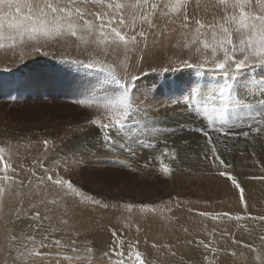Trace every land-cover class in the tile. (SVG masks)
I'll return each mask as SVG.
<instances>
[{
    "label": "rangeland",
    "instance_id": "1",
    "mask_svg": "<svg viewBox=\"0 0 264 264\" xmlns=\"http://www.w3.org/2000/svg\"><path fill=\"white\" fill-rule=\"evenodd\" d=\"M174 51L146 57L143 63H139L137 56L132 54L129 70L140 74L137 90L134 93L139 111L131 116L126 130L118 135V138L116 133H110L113 139L117 140L115 141L117 147L115 143L105 145L101 131L88 125L87 121L96 112L95 106L89 109L76 103L78 100L91 98L93 94L102 96V89L108 86L98 79L97 73L81 66L80 62L86 58L75 46L65 44L64 41L42 42L38 48L29 45L23 51L17 48L15 53L8 51L5 54L0 51V145L5 140H10L15 153L14 166L19 168L23 165L27 170H22L21 176H30L32 171L41 175L43 174L41 165L53 168L58 164L57 170L62 176L70 179L74 186L81 189L85 195L108 205L105 209L92 203L79 205L77 201L74 204L71 198L67 201L59 200L50 191L47 200L57 199V203L41 204L38 209L31 211H40L42 216L45 214L50 216V221H44L45 226L51 225L63 231L51 233L49 228L50 238L45 242V247L37 248L40 256L32 260L31 264H115V259L107 257L114 247L113 230L116 231L117 237L124 241L122 247L125 254L129 250V243L138 241V248L148 264L153 262L154 264H203L204 262L208 264V261H205V254L218 258L225 254H231V258H235V254H244L247 262H243L240 258L231 262L258 264L255 259L257 252L264 257V241L260 239L264 236V221L250 218L236 221L218 215L225 212L232 215L259 217L264 216V210L259 212L258 208H252L254 206L252 201L245 198L248 203L245 212L244 206L239 201V192L235 197H224L223 192L216 189L218 184L216 180L202 178L203 174L207 176L210 172H205L207 169L202 171L201 165L198 166L194 161L201 154L204 146V138L196 129L199 126L207 129L209 124L198 126L196 123L195 126L198 128L195 126L188 128L185 126L187 123H184L180 125L179 131L186 129L185 134L177 141L170 142L172 139L169 142L165 141L167 146L177 149L181 162L172 178L160 175L158 166H153V160L150 158L159 154V150L165 147V142L161 141L164 145H160L161 142L158 143L160 140L152 139L146 142L142 141L145 139L144 136L140 138V135L153 134L158 129L176 137L179 133L174 132L178 128L169 127L168 118L174 121L173 117L180 114L169 113L167 110L177 108L179 112L184 108V98L194 82L207 92L221 80L220 74L213 75L197 67L172 68L169 58L173 56ZM176 54L180 53L176 52ZM262 80H264V68L257 66L245 69L243 81L247 84V89L243 85H238L236 89L234 88L236 91L232 90L234 94L232 92L230 94L246 96L243 106L247 108L259 106L262 112L264 108L259 103L261 96L257 90ZM177 101H181V104H177ZM233 110L228 116L235 113L237 108ZM262 114L264 116V112ZM164 119L168 120L164 122ZM148 121L153 125L145 126L144 123ZM228 131L236 132L233 129ZM128 137H131V141ZM213 137L217 139V133L213 134ZM221 137L224 139H220L223 143L219 144V151L226 162L232 164V168L243 163L246 169L250 170L249 172H256L255 177L264 176V172L261 171V166L264 165V153L262 158H257L255 155L251 157V151L255 152L259 149L258 153L264 152V137L253 139L250 135L246 139L240 133L229 139L227 138L229 136ZM44 139L53 142L47 150L42 143ZM122 140L128 141L127 144ZM184 140L188 143L182 142ZM91 141L101 143L94 146L90 145ZM151 142L157 147L140 148V145ZM121 145L133 148L129 157L110 152L111 148L122 151ZM101 155L103 156L100 157ZM240 155L244 158L236 165L237 156ZM119 156L125 159H119ZM164 160L172 166L176 164L168 158ZM54 161L56 164L53 163ZM65 161L70 171L65 170ZM185 163H191L192 167L188 169ZM176 167L177 165L174 168ZM245 179L246 177L242 176L239 180L245 181ZM254 181L264 185V180ZM40 198L35 199L38 201ZM125 205H133L131 212L124 207ZM140 205H149L152 210H141L138 207ZM17 206L13 198L5 196L3 207L0 208V264H13V257L17 255L5 241V227L19 234L20 229L11 223L14 219L12 210ZM46 208L51 211L46 212ZM25 209H28L27 202ZM200 212L216 215V219L202 217L199 215ZM61 218L68 221L67 225L59 222ZM29 223L32 221L24 222L23 227L27 228ZM254 232L256 239L248 244L245 237L251 236ZM36 238L39 242L42 236L37 233ZM54 239L62 241L59 247L52 246ZM234 240L239 243H233ZM197 241L211 242L210 248L205 250L203 244H198ZM152 244H157L158 248H152ZM165 244L170 247H163ZM245 244L255 247L257 252H253L250 247H243ZM212 247L217 249L215 253L211 252ZM86 248L92 249L87 259L67 258L76 257V253L79 255ZM16 264H19V261Z\"/></svg>",
    "mask_w": 264,
    "mask_h": 264
},
{
    "label": "snow or ice",
    "instance_id": "2",
    "mask_svg": "<svg viewBox=\"0 0 264 264\" xmlns=\"http://www.w3.org/2000/svg\"><path fill=\"white\" fill-rule=\"evenodd\" d=\"M60 41L75 46L86 58L80 62L81 66L97 73L98 79L108 86L102 89V96L93 94L89 99L76 101L87 108L95 106L96 112L87 123L101 131L105 145L115 143L110 133L120 135L126 130L131 116L139 111L134 93L140 74L129 70L132 54L137 56L139 63H143L146 57L175 50L169 58L172 68L197 67L213 75L220 74L221 80L207 92L195 82L190 85L184 107L185 110H203L209 126L207 129H196L204 138L201 158L216 170L214 175L231 182L247 212L244 189L235 175L226 171L232 168V164L226 162L218 148V144L223 143L219 137H227L230 133L223 127L212 125L228 124V113L244 105L242 97L230 93L238 85L247 89L243 81L245 69L264 68V0H0V51L15 53L17 48L23 51L29 45L38 48L42 42ZM258 90L261 96L259 103L264 108V80L259 82ZM180 103L177 101V104ZM247 127L249 131L240 133L244 138H249L251 134L264 137V120H256ZM213 132L217 133V139H213ZM183 142L188 143L187 140ZM42 143L46 150L53 144L48 139ZM143 147L156 148L157 145L150 143ZM14 155L10 140H5L0 145V208L5 196L13 198L18 206L12 210L14 219L11 223L20 229L16 234L5 227V241L17 253L13 264L17 261L19 264H31L40 256L37 248L45 247V242L49 240V228L51 233L63 231L51 225L45 226L44 221H50V216L31 211L41 204L57 203V199L47 200L50 191L59 200L71 198L74 204L77 201L79 205L92 203L105 209L108 205L85 195L74 186L57 170L58 164L53 168L41 165V175L32 171L30 176H21V171L27 170L23 165L19 168L14 166ZM164 158L175 161L177 167L165 163ZM153 159L159 165V174L166 178H172L181 163L177 149L168 147L166 142ZM53 163L56 164L55 161ZM64 163L65 170L70 171L67 161ZM261 171L264 172V165ZM248 178L264 180V176ZM36 197L41 198L37 201ZM124 207L131 212L133 205ZM138 207L152 210L149 205ZM47 211L51 209L46 208ZM199 215L216 219V215L206 212ZM218 215L236 221L246 218L264 221V216L246 217L225 212ZM25 220L32 221L27 228L23 227ZM59 222L68 223L63 218ZM37 233L42 236L39 242ZM112 237L114 247L107 257L115 258V264H148L138 248V241L129 243L125 254L122 247L124 241L117 237L115 230ZM260 239L264 241V236ZM61 243L59 239L52 240L53 247H59ZM197 243L203 244L205 250L211 244ZM233 243L239 242L234 240ZM163 247L170 246L165 244ZM243 247L257 252L251 245ZM152 248L156 249L158 245L152 244ZM216 251V248H211L212 253ZM91 253L92 249L86 248L76 257L67 258L87 259ZM255 259L258 264H264V257L258 252Z\"/></svg>",
    "mask_w": 264,
    "mask_h": 264
},
{
    "label": "bare ground",
    "instance_id": "3",
    "mask_svg": "<svg viewBox=\"0 0 264 264\" xmlns=\"http://www.w3.org/2000/svg\"><path fill=\"white\" fill-rule=\"evenodd\" d=\"M76 75V74H75ZM87 75V74H86ZM92 75V74H91ZM210 85V84H209ZM236 89V88H235ZM203 90H205V89H203ZM243 90V89H242ZM258 90V89H257ZM234 91H236V90H234ZM259 91V90H258ZM92 92V91H91ZM247 92V91H246ZM250 92V91H249ZM257 92V91H256ZM252 93V92H251ZM253 93H255V91L253 92ZM260 93V92H259ZM232 94H234L233 92H232ZM103 95V94H102ZM99 96V95H98ZM233 96H236V95H233ZM237 96H239V97H242L243 99H244V102H245V98L244 97H246V96H244L243 97V95L242 94H239V95H237ZM251 96V95H250ZM254 99V98H253ZM142 100V99H141ZM254 101V100H253ZM139 102V101H138ZM249 102V101H248ZM141 103V102H140ZM254 102H252V104H253ZM176 104V103H175ZM181 104V103H180ZM249 104V103H248ZM172 105V104H171ZM256 105V104H255ZM141 106V105H140ZM145 106V105H144ZM149 106V105H148ZM152 106V105H151ZM142 107V106H141ZM251 107V106H250ZM257 108H255V107H253V108H247V107H245V106H242V107H239V108H237V110H235L236 112L235 113H233L232 115L230 114L229 116H228V120H229V123L228 124H225V125H220V124H215V125H212V127H223L224 128V130L226 131V132H229L230 133V135H229V137H227L228 139L229 138H233L234 137V135L235 134H239V133H242L243 131H249V128L247 127L248 125H251V124H254L255 123V121L256 120H264V116H263V114H262V112H264V110L261 112V108H258L259 106H256ZM20 108V107H19ZM145 108V107H144ZM147 108V107H146ZM162 108V107H161ZM90 109V108H89ZM154 109V108H153ZM156 109V108H155ZM177 109V108H176ZM176 109H168L167 111L169 112V113H179L180 115H178V116H174L173 117V119H175L174 121H172L171 119H170V117L168 118L170 121H169V127H171V128H178V130L176 131V132H174V133H179V134H177L176 135V137L173 135V134H170V135H168V134H166L165 132H162L161 130H156L153 134L152 133H148V134H145V135H140V138L142 137L143 138V136H144V138L145 139H143L142 141H148V142H150V140H152V139H157V140H160V141H158V143H160L161 141H170L171 139V141L170 142H172V141H177L178 140V138L181 136V135H183V134H185L186 133V129L183 131V130H180L179 131V127H180V125H182V124H184V123H187V124H185V126L186 127H192V126H195L196 125V123L198 124V126H199V124H209V122H208V120H207V117L204 115V113H203V110L202 109H199V110H196L195 108H193V110H185V107L184 108H181L180 109V111L178 112ZM142 111V110H141ZM163 111V110H162ZM232 112L234 111V110H231ZM151 112V111H150ZM158 112V111H157ZM163 113L164 112H162V115H163ZM165 113H166V111H165ZM137 114V113H136ZM157 114V113H156ZM229 114V113H228ZM135 115V114H134ZM159 115H160V113H159ZM133 116V115H132ZM183 117V118H180L179 119V117ZM137 117V116H136ZM166 117V116H165ZM135 118V117H134ZM172 118V117H171ZM161 119H163V118H160V120ZM168 119H164V122H166ZM133 120V119H132ZM137 120V119H136ZM157 120V119H156ZM140 121V120H139ZM158 123H160V121L158 122ZM145 124V126H150V125H153L152 124V122L151 121H148V122H146V123H144ZM143 124V125H144ZM139 125V124H138ZM143 125H142V127H143ZM239 125V126H238ZM159 126V125H158ZM205 126V125H204ZM195 127H197V126H195ZM194 127V128H195ZM131 128V127H130ZM129 128V129H130ZM198 128V127H197ZM199 128H201V126H199ZM132 129V128H131ZM134 129V128H133ZM142 129V128H141ZM140 129V130H141ZM155 129V128H154ZM230 129H233V130H236V132H232V131H228V130H230ZM145 131V130H144ZM149 132V131H148ZM126 133H127V131H126ZM141 133V132H140ZM7 134V133H6ZM114 134H115V132H114ZM129 134V133H128ZM212 134H215V132H213ZM121 135V134H120ZM90 136V135H89ZM118 135H116V137H117ZM131 136V135H130ZM139 136V135H138ZM190 136V135H189ZM100 137V136H99ZM124 137V136H123ZM259 137H261V136H258V135H256V134H251V137L250 138H253V139H258ZM85 138H86V135H85ZM118 138V137H117ZM121 138V137H120ZM129 138V137H128ZM131 138V137H130ZM129 138V139H130ZM185 138V137H184ZM214 138V137H213ZM226 138V139H227ZM95 139V138H94ZM124 139V138H123ZM128 139V140H129ZM137 139V138H136ZM168 139V140H167ZM186 139V138H185ZM219 139H224V138H222V137H219ZM114 140H115V138H114ZM156 140V141H157ZM195 140H197V139H195ZM195 140H193V141H195ZM96 141V140H95ZM103 141V140H102ZM115 141H117V140H115ZM122 141H124V140H122ZM130 141H131V139H130ZM138 141V140H137ZM127 142L128 141H124V143H126L127 144ZM183 142V141H182ZM101 142H99L98 141V143H96V142H94V141H91L90 142V145H97L98 146V144H100ZM117 143H119V141L117 142ZM123 143V142H122ZM130 143V142H129ZM152 143V142H151ZM154 143H155V141H154ZM179 143V142H178ZM181 143V142H180ZM73 144V143H72ZM105 144V143H104ZM104 144H103V146H104ZM121 144V143H120ZM120 144H118V145H120ZM131 144V143H130ZM102 145V144H101ZM100 145V146H101ZM160 145H164V143L162 144V142L160 143ZM168 145V144H167ZM71 146V145H70ZM78 146V145H77ZM88 146H89V144H88ZM93 146V147H94ZM102 146V147H103ZM115 146L117 147V145H116V143H115ZM127 148H126V147ZM125 146H120L121 148L120 149H123L122 151H119V149H118V151H117V148H111V151L110 152H112V153H116V154H122V155H125V157H129L130 155H131V152H132V150L131 149H133L132 147H128L127 145H125ZM90 147V146H89ZM108 147V146H107ZM135 147V146H134ZM141 147H143L142 145H140V148ZM169 147V146H168ZM218 147H219V144H218ZM92 148V147H91ZM124 148H126V149H124ZM129 148V149H128ZM164 148V147H163ZM162 148V149H163ZM95 149V148H94ZM89 150H90V148H89ZM96 150V149H95ZM107 150V151H108ZM144 150H146V149H144ZM91 151H93V150H91ZM91 151H89V152H91ZM99 152V151H98ZM101 152V151H100ZM146 152V151H145ZM259 152V149L258 150H256L255 152L254 151H251V157H252V155H255L257 158H262L261 156H262V154L264 153V152H262V153H258ZM155 153V152H154ZM101 154V153H100ZM116 154H114V155H116ZM148 154H150V153H148ZM106 155V154H105ZM127 155V156H126ZM143 155V154H142ZM156 155H158V153L156 154ZM103 155H101L100 157H102ZM151 156V155H150ZM115 157V156H114ZM136 157V156H135ZM138 157V156H137ZM153 161H152V165L153 166H158L159 167V165H158V163L153 159L154 157H150ZM242 158H244V156L243 155H240V156H237V160H236V165H238V163H239V160L240 159H242ZM119 159H125L124 157H122V156H119ZM167 159V158H166ZM150 161V160H149ZM165 161V160H164ZM194 161L195 162H197V164H198V166H200L201 165V170L202 171H204V170H206L205 172H210V174H208V175H210V176H206V175H204L203 174V176H202V178H205V179H207V180H209V179H213L214 181L216 180V182L218 183L217 184V187H216V189H218L219 190V192H223L222 194H223V196L225 197H235L236 195H237V191H236V189L232 186V184H231V182L230 181H226L224 178H221V177H219L218 175H214V174H212V173H214L216 170L215 169H212V168H210V166H208L207 164H205V162L203 161V159L201 158V154L200 155H198V158L196 159H194ZM232 162H234V159H232ZM151 163V162H150ZM110 165V164H109ZM173 166L175 167L176 166V164H173ZM183 167H184V165H182ZM185 166L189 169V168H191L192 167V164L191 163H185ZM234 168H235V170H234ZM247 167L245 166V165H243V163L242 164H240L239 166H237V167H233V168H231V169H229L230 170V173H232L233 175H235V177H236V179L238 180V182L241 184V186L243 187V189H244V193H245V198H247L248 200H250V201H252V203L254 204V206L252 207V208H258L259 209V212H262L263 210H264V185H259V184H257V183H259L258 181H254L255 179H249L248 177H255L256 176V172L255 173H253V172H249L250 170H248V169H246ZM227 171H228V169H227ZM201 175H202V173H201ZM246 177V179H245V181H241V180H239V179H241V177ZM182 179H183V177H182ZM185 180H191V178H185ZM201 180H203V179H201ZM213 181V182H214ZM246 181H248V183H246L245 184V182ZM249 181H251L252 183H250ZM211 183H212V181H211ZM211 183H209V184H211ZM215 183V182H214ZM207 190V189H206ZM239 194V193H238ZM206 195V194H205ZM205 197V196H204ZM206 198V197H205ZM237 199V198H236ZM234 201H235V199H234ZM248 204V203H247ZM263 213H261V215H262ZM28 220H25L24 222L26 223ZM16 234H17V232H15ZM255 233L256 232H254L251 236H249V237H245V240L247 241V243L248 244H251V243H253L254 241H255V239H256V237H255ZM58 238V237H57ZM46 252V251H45ZM76 255H78V253H76ZM231 254H225L224 256H222V257H220V258H218V257H216V256H212V255H210V254H205V256L207 257V259H205V261H208L207 263L208 264H234V263H232L231 262V260L233 261L234 259L236 260V259H241L243 262H247V257H246V255H239V254H235L234 255V257L235 258H231V256H230ZM233 255V254H232ZM249 256V255H248ZM233 257V256H232ZM177 258V257H176ZM112 259H115V258H112ZM84 260V259H83ZM113 261V260H112ZM210 261V262H209ZM169 263H170V261H168ZM83 263V262H82ZM114 263V262H113ZM205 263V262H204ZM203 263V264H204ZM111 264V263H110Z\"/></svg>",
    "mask_w": 264,
    "mask_h": 264
}]
</instances>
